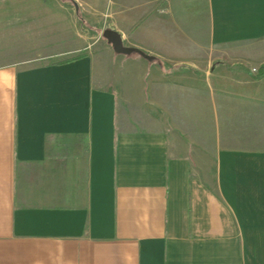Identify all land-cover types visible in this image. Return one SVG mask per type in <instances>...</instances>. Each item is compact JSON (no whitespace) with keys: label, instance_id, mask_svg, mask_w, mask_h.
Here are the masks:
<instances>
[{"label":"crops","instance_id":"crops-1","mask_svg":"<svg viewBox=\"0 0 264 264\" xmlns=\"http://www.w3.org/2000/svg\"><path fill=\"white\" fill-rule=\"evenodd\" d=\"M75 1L157 58L0 59V264H264V0Z\"/></svg>","mask_w":264,"mask_h":264},{"label":"rangeland","instance_id":"rangeland-1","mask_svg":"<svg viewBox=\"0 0 264 264\" xmlns=\"http://www.w3.org/2000/svg\"><path fill=\"white\" fill-rule=\"evenodd\" d=\"M104 38L71 0H0V59L62 60L94 47L76 44Z\"/></svg>","mask_w":264,"mask_h":264},{"label":"water","instance_id":"water-1","mask_svg":"<svg viewBox=\"0 0 264 264\" xmlns=\"http://www.w3.org/2000/svg\"><path fill=\"white\" fill-rule=\"evenodd\" d=\"M102 35L107 38V40L111 43L113 49L118 52H131L136 51L140 54L143 53V50L133 46V45H126L122 42L121 35L118 31L111 27H106L102 31ZM148 57V54H142Z\"/></svg>","mask_w":264,"mask_h":264},{"label":"trees","instance_id":"trees-1","mask_svg":"<svg viewBox=\"0 0 264 264\" xmlns=\"http://www.w3.org/2000/svg\"><path fill=\"white\" fill-rule=\"evenodd\" d=\"M71 1L74 3V5H76V9H78V5H77L76 1H75V0H71ZM77 13H78V15H80L79 11H77ZM103 37H104V36H103ZM104 39H105V38H104ZM142 54H147V52L143 51ZM148 58H149V59H155V58H157V57L154 56V55H150V54H148ZM263 71H264V65L260 66V68H259V70H258V73H261V72H263Z\"/></svg>","mask_w":264,"mask_h":264}]
</instances>
